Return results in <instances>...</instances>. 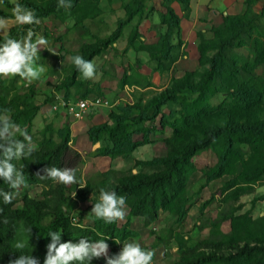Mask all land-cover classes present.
<instances>
[{
	"label": "trees",
	"instance_id": "obj_1",
	"mask_svg": "<svg viewBox=\"0 0 264 264\" xmlns=\"http://www.w3.org/2000/svg\"><path fill=\"white\" fill-rule=\"evenodd\" d=\"M99 1L71 0L73 6L66 10L57 8L58 0H18L33 9L39 20L65 22L71 18L76 26L99 17ZM120 1L125 14L117 21L116 29L109 35H95L93 40L82 43L77 55L92 61L118 40L123 28L134 18L138 21L143 18V0ZM173 1L180 5L183 17L187 18L190 0H161L163 11L159 14V24L165 29L158 34L156 41L146 43L136 25L126 39L125 48L146 53L161 74L168 72L179 58L183 44L181 17L171 6ZM15 2L3 0L0 17L14 18L12 8ZM259 3L260 12L256 11ZM244 8L241 13L224 15L219 24L211 27V37L197 33L198 58L194 70L185 71L179 77L172 76L161 90L144 100L117 108L108 114L107 121L87 129L89 141L99 143L94 150L98 156L111 160L130 157L139 146L150 142L148 124L162 115V109L179 105V116L174 121L163 123L164 117L161 118L160 125H168L171 129L170 137L163 140L164 154L135 161L134 168L148 165L154 169L150 173L139 169L133 173L132 170L123 172L110 168L100 173L96 182L83 181L82 156L71 145L69 126L43 125L31 157L15 162L17 166L24 165L28 186L41 188L40 197H32L26 192L21 196L19 206L17 198L10 204L3 203L0 198V264H9L10 259L22 254L14 248L19 241H28L29 247L23 249V254L31 253L38 258L39 264H43L50 243L47 234L61 230L62 242L77 243L83 237L96 240L110 236L105 242L113 255L115 241H123L132 235L127 230L132 217H141L149 224L157 220L160 212H165L174 222L183 221L191 201L187 185L198 172L205 183L221 180L216 193L222 195L221 203L234 202L254 192L256 184L264 180V0H245ZM36 26L16 24L9 31L18 37L29 28L36 30ZM70 66V74L53 86L57 92L63 90L65 99L70 88L80 84L77 77L81 72L72 62ZM131 72V69L123 72L118 82L120 89L125 85L153 86L147 76L138 72L137 80ZM19 79L14 77L6 81L0 77V111L10 109L13 121L27 127L31 135L33 119L40 105L36 104L35 86H26L21 91L16 85ZM217 95H222L223 99L213 104L212 99ZM134 130L141 134L140 140L134 139ZM208 149L215 153L217 160L208 169L198 170L194 157ZM52 166L76 168L78 184L66 186L37 177L38 172L43 175L42 169ZM101 188L126 197L129 211L123 226H118L117 221L106 223L94 215L92 224L84 225L82 210L78 211L76 221L72 220L71 212L77 203L89 201L92 207L99 200ZM0 189L10 190L2 180ZM259 198L263 199L264 195L256 197L255 201ZM201 206L202 210L204 205ZM238 209V206L229 205L218 212L219 221H229L228 232L210 230L203 239L185 238L181 233L171 235L176 242L178 258L169 264H264V215L255 219L249 210L237 214ZM5 219L8 223L3 222ZM27 228H31L30 234ZM156 239V244L165 241L159 235ZM103 262V258H94L90 264Z\"/></svg>",
	"mask_w": 264,
	"mask_h": 264
},
{
	"label": "rangeland",
	"instance_id": "obj_2",
	"mask_svg": "<svg viewBox=\"0 0 264 264\" xmlns=\"http://www.w3.org/2000/svg\"><path fill=\"white\" fill-rule=\"evenodd\" d=\"M15 1V0H10ZM149 1V0H144ZM175 2V1H173ZM172 2V3H173ZM171 3V4H172ZM172 6V5H171ZM256 11L260 12L261 3L258 4ZM161 0H150L148 6L145 5L144 16L141 20L137 21V18L133 19L131 23L126 25L122 30V35L118 38V45L115 47L114 45L108 46L101 54L97 55L96 58L92 60L97 66V77L95 79H85L82 74L78 77L80 81L79 85H75L70 88V92L68 95L69 100L75 101L78 99H95L96 97L101 98L102 101L107 102L106 105L102 107L98 106L97 108L92 110V113L89 115H93V112H100L104 119L108 120V114L112 111H116L117 108L123 107L127 103H133L136 100H144L152 93L155 92V89L148 88L142 91V88L138 89L136 87L131 89V86H124L123 88L118 87V82L124 71L131 69V73L138 80V61L140 59L137 56H134L131 52V55H128L127 52L129 49H126V39L129 36L131 29L138 22V24L142 20H146L147 23H150L149 26L151 28H156V36L162 31V26L159 24V14L162 12ZM243 8L242 11H244ZM264 12V10H263ZM117 12L110 13L109 21L106 24L100 25L99 23H95V26H92V29L99 36H106L108 33H112L117 26V21L122 17H119ZM241 13V12H240ZM149 14V15H148ZM156 14V17L155 15ZM67 20H72L71 18H67ZM158 23V24H155ZM91 26V25H89ZM98 26V30H95V27ZM164 29V27H163ZM144 29H142V32ZM141 34V33H140ZM143 35V34H142ZM93 37V36H92ZM88 38L87 41L93 40V38ZM151 42V41H150ZM125 44V45H124ZM132 50V49H130ZM242 51L243 50H239ZM181 54L179 58L184 61L186 60V69L193 70L197 67V59L195 56L191 55L189 57V52L185 49V45L181 46L180 51ZM77 52L68 53L66 61L57 62L55 60H50L51 64L49 67V73L51 77L56 74L55 78H52V86L58 85L60 81H64L66 76H68L71 72V57L76 56ZM107 54V58L104 57V54ZM136 54V53H135ZM137 55V54H136ZM186 55L187 58H184ZM57 59L61 58L58 54L55 55ZM197 57V56H196ZM118 72H117V70ZM183 71L184 69L181 68ZM173 71L174 74H181L182 71ZM260 73V70L258 71ZM6 81H9L11 78H6ZM166 76L162 77V81L160 82V86L166 82ZM143 81V80H142ZM104 83L106 86L104 88L100 87V83ZM17 87L21 91L26 89L23 84L17 82ZM138 87V86H137ZM56 90V89H55ZM62 94H63V90ZM54 102L59 104V101L54 98ZM223 99L222 95H217L212 99L213 104H218ZM58 106V105H57ZM171 109V110H170ZM61 113L51 115L50 119L52 120V124L56 126H65L70 122H76L63 108L62 105L58 106L57 109H52V112L58 111ZM179 105H171L162 109V115L158 116L154 121L148 124V128L150 129L148 140L149 143L141 145L130 157L118 158L116 160H110L109 157H101L98 156L94 150H90V146L86 140L80 141L78 144V151L82 156V162L80 163L82 179L83 181H91L96 182L100 179V173L108 170L115 169L118 171L126 172L127 170H132L133 173H136L138 169L140 171L150 173L154 169L150 166H139L138 168H134L135 161L138 160H148L155 156H160L164 154L165 148L163 145V140L170 137L171 129L168 125L165 127L160 125L161 118L164 117L163 123H170L169 121H174L176 117L179 116ZM171 112V114H169ZM89 117H86V119ZM44 122L38 117L33 121L31 128V137L34 146H36V141L39 138V130L43 127ZM138 128H135V130ZM134 130V131H135ZM141 134H138L137 131L134 132V139L140 140ZM75 144L73 140L72 146ZM99 146V144L97 145ZM74 148V147H73ZM217 158L215 153L211 150H203L199 152L194 157V164L198 170H204L211 167ZM264 184V180L257 183L256 186ZM221 185V180L211 181L209 183H205L204 178L200 172L196 174L193 180L189 181L187 185V191L191 196L190 206L187 212V215L183 221L180 223L174 222V219L171 218L167 213L160 212L156 221H153L149 224H146L141 217H132L129 221L130 224L127 226V230L132 232V235L128 236L123 241H118L120 244L116 243L114 249V254H118L122 248V245L127 242L136 241L138 242L142 248L145 250H153L155 252V256L153 258L154 264H169L171 261L178 258V251L176 249V242L172 239L175 233L184 234L185 238L189 239H203L209 235L210 230L215 232H228L230 230L229 221H219L218 220V212L221 208L227 207L229 205H234L235 207H239L237 210V214H241L249 210L252 217L255 219H259L260 216L264 215V198L257 199L255 198L264 195L261 193L264 188H261V192L258 194L255 192L250 195H243L238 198L237 201H228L225 203H221L222 195L216 194L218 193V189ZM255 186V188H256ZM254 188V191H255ZM41 188L38 186H28L27 188H21L19 191V196L17 197L18 203L17 206L20 205V198L24 193L28 192V194L32 197L39 198L40 197ZM213 195V197H212ZM208 201V202H206ZM255 201V202H254ZM204 205L201 210V205ZM92 207L90 206L89 201L79 202L77 203L76 208L71 212V218L76 221L78 211H83V219L82 223L84 225H91L93 214H91ZM129 208L125 207V218L123 221H117L118 226H123L127 222ZM261 213V214H260ZM171 230V233L169 231ZM161 236L165 241L160 244H156V237ZM109 254L111 251L109 249ZM103 264H106L105 260Z\"/></svg>",
	"mask_w": 264,
	"mask_h": 264
},
{
	"label": "clouds",
	"instance_id": "obj_3",
	"mask_svg": "<svg viewBox=\"0 0 264 264\" xmlns=\"http://www.w3.org/2000/svg\"><path fill=\"white\" fill-rule=\"evenodd\" d=\"M3 0H0V5ZM71 0H58L57 8L71 9ZM15 23L24 25H39L40 20L36 12L23 4L14 3L12 8ZM0 77H19L22 82L31 84L40 80L45 73V67L39 64L41 49L48 50L49 41L42 35L36 33L32 28L27 30L26 35L14 37L9 31V20L0 17ZM49 51V50H48ZM50 52V51H49ZM74 66L79 70L85 79L97 77V66L91 60H85L82 56L71 57ZM36 150L32 137L27 127L13 121L11 110L4 108L0 111V180L8 185L10 190L0 189V198L3 203L10 204L19 196L21 188H27L28 182L23 172L24 165L17 161L28 159ZM39 172L37 177L41 180L50 179L66 186L78 184L76 172L73 167H46ZM85 187V186H83ZM81 187V188H83ZM76 193L72 196L75 197ZM126 197L118 195L114 190L100 189L99 200L93 204L91 214L95 218L106 223L123 221L125 218ZM2 211V210H0ZM4 223H8L5 219ZM26 231L30 234L31 228ZM61 231H50V243L47 245V252L43 264H90L95 258H103L106 264H154L155 252L145 250L136 242H127L122 245L118 254H109V245L105 242L110 236H103L100 239L90 240L86 237L80 238L77 243L61 241ZM116 243L120 244L118 241ZM28 246V241H19L14 248L21 252L15 259H10L9 264H39L37 257L30 254H23V249Z\"/></svg>",
	"mask_w": 264,
	"mask_h": 264
},
{
	"label": "crops",
	"instance_id": "obj_4",
	"mask_svg": "<svg viewBox=\"0 0 264 264\" xmlns=\"http://www.w3.org/2000/svg\"><path fill=\"white\" fill-rule=\"evenodd\" d=\"M149 1L147 2L143 0L144 5L148 6ZM244 1L245 0H190L189 2L190 11H189V16L187 18L183 17L180 5L176 1L173 2L171 5L175 13L179 17H181L180 32H181V38L183 40L182 46L185 45V49L189 52L188 56L191 57V55H193L195 56L196 59L198 58V51H197V33L198 32L204 33L206 37H211L212 36L210 32L211 27L213 25L219 24L224 15L238 14L242 12L244 8ZM98 7L101 11L99 17L93 21L86 20L83 22L82 25H77V26L74 25L73 20H70V21L65 20V22H62L58 19H43V20H40V24L36 26V30L34 31L38 33L39 35L44 36L49 41L47 47L50 52L47 49H41L40 51L41 59L38 61L39 64L44 65L46 70L40 80L34 81L31 84L27 82H22L20 79L18 80V82L23 84L25 87L29 85L35 86L36 104L40 105V109L38 110L33 121L39 117L41 121L44 122V124L49 123V122H52V120L50 119L51 115L61 113V110L60 112L58 111L52 112V109H54L53 108L54 106H56L55 109H57L58 106L61 105L60 103L56 104L54 102L55 100L54 98L58 100L57 97L63 96V94H62V91L57 92L56 90H54L51 84L52 78H55L56 74H54L51 77L49 73V67L51 64L50 60L56 59V61L60 63L63 61H66L67 59L66 55H68V53H71V52H77L81 44L86 42L88 38L90 39V37L95 36V35L98 37H103V36H99V34H96L94 30L92 29V26L93 25L95 26V23H99L100 25L106 24V22L109 21L108 19L110 18V15H111L110 13L114 11L117 12L116 14L122 18L124 17V14H125L120 0H100L98 3ZM154 15L156 17V14ZM8 20H9V29L10 27L16 25L14 18H8ZM155 24H158V23H155ZM135 25L137 26V30L139 31V33L143 34V37L146 43H153L156 41L155 39L156 28L155 29L151 28V26H149L150 23H147L146 20H142L139 24L138 22H136ZM142 29H144L143 32H142ZM164 29L162 26L161 32H163ZM95 30H97L98 32L100 31L98 30V26L95 27ZM26 33L24 35H26ZM109 34L110 33H108V35ZM116 42L113 43L115 47L118 45V43ZM131 52L133 53L134 56H137V58L140 59V61H138L137 71L141 73L142 75L147 76L152 81L153 86L148 87V88L153 87L155 91L161 90L162 88H164L168 84L172 76L179 77L185 71H192V69L189 70L185 68L186 67L185 59L183 61L181 60V58H178L172 64L168 72L161 74L155 70L156 63L153 60H151L146 53L135 52L134 50L129 49L127 54L131 55ZM58 53L61 56V58L59 59L55 57V55ZM104 57L107 58L106 53L104 54ZM94 58H96V56ZM184 58H187L186 55L184 56ZM181 68H183L184 70L182 71ZM176 70H177V73H179L178 71L181 70L182 71L181 74H174L173 71H176ZM164 76H166L167 80L164 84H162V86H160L159 84L162 81V77ZM99 86L104 88L106 85L102 82L100 83ZM134 87L138 89L141 88V87L132 85L131 89ZM148 88H142V91ZM48 98H50V100H48ZM95 108L97 107H94L93 109ZM93 109L90 108L87 111L86 115L83 116V118L81 119L73 118L74 120H76V122L73 121L68 124L70 128V134H71V145L74 140L75 144L73 145V147L76 150H79L78 144L80 143V141H84V140H86L87 143L89 144L90 150H95L96 147H98L97 145L99 143L93 144L89 141L88 136H87V129L93 124L103 123L107 120L104 119V116L100 112H93V115H89L90 113H92ZM86 117H89V118L86 119ZM53 125L54 127L58 128V126H56L55 124ZM101 157H106V156H101ZM261 188H264V184L260 185L259 187L256 186L254 193L256 192L258 194L259 192H261V190H263ZM261 193L264 194V190Z\"/></svg>",
	"mask_w": 264,
	"mask_h": 264
},
{
	"label": "built area",
	"instance_id": "obj_5",
	"mask_svg": "<svg viewBox=\"0 0 264 264\" xmlns=\"http://www.w3.org/2000/svg\"><path fill=\"white\" fill-rule=\"evenodd\" d=\"M59 103L63 106L65 111L74 119H81L86 115L90 108L106 105L107 102L102 101L101 98L96 97L95 99H78L75 101L64 99L63 96L57 97ZM54 109L56 106L53 107ZM73 220V219H72Z\"/></svg>",
	"mask_w": 264,
	"mask_h": 264
}]
</instances>
